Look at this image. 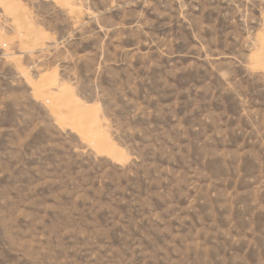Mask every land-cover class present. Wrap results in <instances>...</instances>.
I'll return each mask as SVG.
<instances>
[{
    "label": "rangeland",
    "instance_id": "1",
    "mask_svg": "<svg viewBox=\"0 0 264 264\" xmlns=\"http://www.w3.org/2000/svg\"><path fill=\"white\" fill-rule=\"evenodd\" d=\"M0 264H264V0H0Z\"/></svg>",
    "mask_w": 264,
    "mask_h": 264
}]
</instances>
